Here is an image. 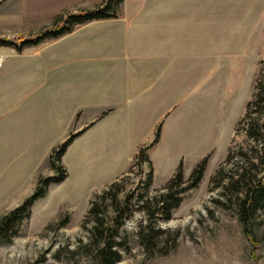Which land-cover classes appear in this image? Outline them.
Wrapping results in <instances>:
<instances>
[{
  "label": "crops",
  "instance_id": "0c3cea01",
  "mask_svg": "<svg viewBox=\"0 0 264 264\" xmlns=\"http://www.w3.org/2000/svg\"><path fill=\"white\" fill-rule=\"evenodd\" d=\"M103 1L0 0V39L8 41L0 44V203L30 193L71 133L127 149L120 155L131 160L160 125L149 152L168 141L202 157L221 141L213 133L231 108L223 79L243 76L245 60L256 65L254 79L261 59L246 54V44L260 28L264 0H123L115 17L16 49L20 37L50 27L59 12ZM245 100L228 114L225 150Z\"/></svg>",
  "mask_w": 264,
  "mask_h": 264
},
{
  "label": "rangeland",
  "instance_id": "374dc122",
  "mask_svg": "<svg viewBox=\"0 0 264 264\" xmlns=\"http://www.w3.org/2000/svg\"><path fill=\"white\" fill-rule=\"evenodd\" d=\"M75 11L66 9L63 14ZM62 22L63 17L59 23ZM259 29L246 44V54L253 52L264 60V12ZM35 36L20 38L23 41ZM255 66L245 60L239 68V72L243 69V76L223 79L232 95L231 108L224 112L227 116H223L222 131L213 133L221 141L215 142L202 157L186 144L172 147L168 141L149 152L159 139L154 141L155 132L152 141L143 147L142 157L135 154L131 160L120 155L127 149L98 147L88 137L73 140L60 159L66 176L50 182L46 194L32 203L28 214H22L0 235V264H104L101 249L105 239L118 254L114 264H264V208L247 217L245 226L252 233L253 242L245 235L238 213L240 194L231 184L236 173L248 168L257 176L264 167V162L251 160L256 144L247 140L243 125L237 126L258 70L264 64L258 63L253 79ZM243 100V112L234 126V131L238 127L237 134L225 150L226 125L231 118L228 114L238 111ZM261 132L264 134V128ZM180 134L185 136L183 131ZM188 139L186 135L184 140L189 144ZM196 140L192 135V141ZM176 150L184 151L175 157ZM205 157L202 177L191 186V172ZM127 162L126 172L113 179ZM179 168L182 180L166 198L167 183ZM59 174L49 156L40 177ZM179 188L183 192L175 194ZM35 189L27 195L4 199L0 218ZM175 195L179 204L166 214L165 205Z\"/></svg>",
  "mask_w": 264,
  "mask_h": 264
},
{
  "label": "trees",
  "instance_id": "16d2710c",
  "mask_svg": "<svg viewBox=\"0 0 264 264\" xmlns=\"http://www.w3.org/2000/svg\"><path fill=\"white\" fill-rule=\"evenodd\" d=\"M123 0H104L101 5H98L91 9H79L75 12H59L55 16L54 25L43 29L33 38H27L21 41L20 45L16 47L20 50L22 46L25 45H36L41 42L58 38L66 33L71 32L76 26L85 24L87 22L106 19L115 17L117 14L118 7ZM63 17V22L59 23ZM8 43L5 39H0V44ZM260 64H264V60L259 61ZM264 66L260 67L257 76L254 80L253 92L251 97L245 103V111L242 117L238 120L237 126L243 125L245 128V135L247 140H251L256 144V153L250 158L252 161L264 162V134L261 129L264 128V75L262 73ZM256 113V116H252ZM159 125L155 130L154 141H157L159 137ZM238 127L235 128L234 137L237 134ZM79 134V132L71 133L56 149L50 154V159L53 165H56L60 174L58 176H46L40 177L38 180V185L36 189L27 196L21 204L16 206L14 209L9 211L7 214L0 218V235L9 229L10 225L14 220L18 219L22 214H28L29 207L32 203L39 197H42L47 192V186L50 182H58L66 176V171L60 164V159L67 146L72 142V140ZM233 137V139H234ZM260 144V147H259ZM143 147L139 148L136 155L142 157ZM229 152L227 158H229ZM206 164V157L203 158L192 170L191 186L196 185L200 178L202 177L204 168ZM248 173V174H247ZM237 177L234 179V184L240 194L238 213L239 218L244 224V232L247 238L252 240L254 237L250 230L245 226L247 222V217L249 214L253 213L259 208H264V167L259 175L255 176L250 173L248 168L242 170L240 173H236ZM254 176V177H253ZM182 180L181 168H179L173 177L167 183V192L164 197L170 196V191L173 186L179 185ZM184 189L179 188L175 194H180ZM165 200V199H163ZM162 200V201H163ZM164 201L162 202V204ZM179 204V197L175 195L170 204H166L165 213L168 214L169 211ZM93 211L94 209L91 208ZM112 243L105 239L104 247L101 249L102 260L104 264H114L118 259V254L114 249H112Z\"/></svg>",
  "mask_w": 264,
  "mask_h": 264
},
{
  "label": "built area",
  "instance_id": "2783aa9c",
  "mask_svg": "<svg viewBox=\"0 0 264 264\" xmlns=\"http://www.w3.org/2000/svg\"><path fill=\"white\" fill-rule=\"evenodd\" d=\"M3 58H4L3 55L0 54V67L2 66Z\"/></svg>",
  "mask_w": 264,
  "mask_h": 264
}]
</instances>
